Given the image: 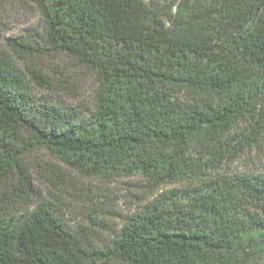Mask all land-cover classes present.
<instances>
[{
    "label": "trees",
    "instance_id": "16d2710c",
    "mask_svg": "<svg viewBox=\"0 0 264 264\" xmlns=\"http://www.w3.org/2000/svg\"><path fill=\"white\" fill-rule=\"evenodd\" d=\"M8 1L40 23L0 49V264H264V174L220 173L264 132V0ZM52 57L91 74L90 105L31 94ZM39 149L89 178L180 188L116 230L67 224L32 207Z\"/></svg>",
    "mask_w": 264,
    "mask_h": 264
},
{
    "label": "rangeland",
    "instance_id": "374dc122",
    "mask_svg": "<svg viewBox=\"0 0 264 264\" xmlns=\"http://www.w3.org/2000/svg\"><path fill=\"white\" fill-rule=\"evenodd\" d=\"M39 23L38 13L30 4L21 1L1 3L0 49L9 53L11 48L7 39L24 35L27 29L37 28ZM35 64L49 82L46 88L30 83L31 94L36 99L68 107L91 104L95 80L90 73L79 69L67 57L45 58ZM25 161L33 195L32 207L49 201L67 224L84 222V218L90 215L102 219L116 230L126 217L138 213L162 191L180 188L177 184L164 185L152 193L146 179L141 176L89 178L72 170L44 149L33 152ZM220 173L227 176L264 174V132L254 147L246 149Z\"/></svg>",
    "mask_w": 264,
    "mask_h": 264
}]
</instances>
